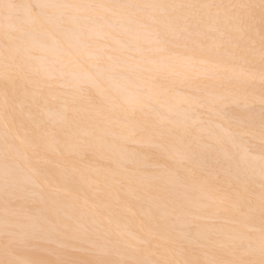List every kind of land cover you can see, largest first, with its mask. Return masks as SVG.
Wrapping results in <instances>:
<instances>
[{"label":"bare ground","instance_id":"obj_1","mask_svg":"<svg viewBox=\"0 0 264 264\" xmlns=\"http://www.w3.org/2000/svg\"><path fill=\"white\" fill-rule=\"evenodd\" d=\"M0 264H264V0H0Z\"/></svg>","mask_w":264,"mask_h":264},{"label":"rangeland","instance_id":"obj_2","mask_svg":"<svg viewBox=\"0 0 264 264\" xmlns=\"http://www.w3.org/2000/svg\"><path fill=\"white\" fill-rule=\"evenodd\" d=\"M154 40H155V42H158V41H160V39H159V38H154Z\"/></svg>","mask_w":264,"mask_h":264}]
</instances>
